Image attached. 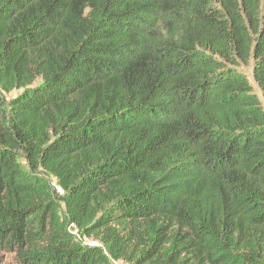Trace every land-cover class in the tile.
I'll return each instance as SVG.
<instances>
[{
	"label": "trees",
	"instance_id": "obj_1",
	"mask_svg": "<svg viewBox=\"0 0 264 264\" xmlns=\"http://www.w3.org/2000/svg\"><path fill=\"white\" fill-rule=\"evenodd\" d=\"M242 68L264 96V0H0V93L23 90L0 122V253L264 264V108Z\"/></svg>",
	"mask_w": 264,
	"mask_h": 264
},
{
	"label": "rangeland",
	"instance_id": "obj_2",
	"mask_svg": "<svg viewBox=\"0 0 264 264\" xmlns=\"http://www.w3.org/2000/svg\"><path fill=\"white\" fill-rule=\"evenodd\" d=\"M242 72L246 75L250 85L253 88L254 93L258 96L263 108H264V96L260 93L257 86L252 80L251 76V69L250 68H242ZM40 81L37 80L35 83L38 84ZM23 90H13L12 92L6 94V93H0L1 101L3 102V105L1 106L2 110H0V122H3L2 115L7 111V106L11 100H13L15 97L19 96L22 93ZM48 182L54 192L57 194L58 197H61L63 195V192L58 187L56 180L52 178H48ZM61 205V204H60ZM68 230L71 232L72 237L74 241L79 243L81 246H99L104 248L101 243L96 240L93 236L88 237L86 236L82 230H79L73 225H70ZM0 264H19L16 257L13 254L8 253H0ZM118 264H123L122 262H118Z\"/></svg>",
	"mask_w": 264,
	"mask_h": 264
}]
</instances>
